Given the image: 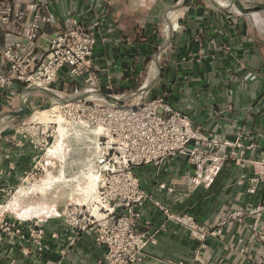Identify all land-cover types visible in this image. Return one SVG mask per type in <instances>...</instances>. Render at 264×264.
Listing matches in <instances>:
<instances>
[{"label":"crops","instance_id":"0c3cea01","mask_svg":"<svg viewBox=\"0 0 264 264\" xmlns=\"http://www.w3.org/2000/svg\"><path fill=\"white\" fill-rule=\"evenodd\" d=\"M16 2L26 11L22 22L0 17V217L21 231L0 229V264H101L105 252L89 235L71 238L65 191L39 190L38 197L21 183L47 152L32 136L41 126L16 120L14 112L47 93L7 81L1 51L6 42L26 40L37 14L50 18L42 22L39 50L59 30L83 24L95 35L92 67L103 90L164 95L204 134L234 142L241 133L248 149L245 167L228 159L214 178L183 156L138 169L153 198L191 216L200 230L166 218L148 201L139 228L154 241L136 264H264V182L253 180L264 161V13L243 14L228 0ZM222 142L221 151L232 149Z\"/></svg>","mask_w":264,"mask_h":264},{"label":"built area","instance_id":"2783aa9c","mask_svg":"<svg viewBox=\"0 0 264 264\" xmlns=\"http://www.w3.org/2000/svg\"><path fill=\"white\" fill-rule=\"evenodd\" d=\"M25 15V9L16 0H0L3 22H22ZM49 20V16L37 14L29 25L25 41L5 43L1 53L11 73L6 80L39 87L49 93L65 91L61 89L63 82L86 87L85 92L103 90L100 76L92 67L94 33L83 24L75 23L49 37L46 47L39 50L42 22ZM179 26V22L173 24L175 30ZM105 89L112 88L107 85ZM100 101L94 109L100 116L97 122L101 131L93 161L87 169V184L82 185L87 200L68 202L64 217L72 239L86 234L105 247L101 264H136L146 246L154 241L152 234L139 228L148 201L160 207L166 218L200 230L191 216L175 214L153 198L143 186L138 169L160 166L170 158L183 156L190 166L214 178L228 159L236 158L238 165L245 167L248 149L241 144V133L234 142H222L204 134L190 115L164 95L147 101L138 98L131 103L122 100L124 103L120 105ZM221 142L232 149L221 151ZM253 180L264 182V161ZM78 184L81 185L79 180ZM167 190L172 192L174 188ZM0 229L2 234L21 231L17 224L1 217ZM35 233L42 231L32 234ZM204 236L205 231H201V237Z\"/></svg>","mask_w":264,"mask_h":264},{"label":"rangeland","instance_id":"374dc122","mask_svg":"<svg viewBox=\"0 0 264 264\" xmlns=\"http://www.w3.org/2000/svg\"><path fill=\"white\" fill-rule=\"evenodd\" d=\"M85 88L82 87L75 92L61 90L47 92L44 101L34 104L26 114L15 118L16 120L33 121L37 123L36 126H41L33 129L32 136L39 139L38 143L42 144L47 155L44 154L43 159L38 160L35 167H31L32 172L27 176L26 181L21 182L32 193L37 191L38 197L41 194L39 190L46 192V190L52 189L55 194L65 191L66 205L71 200L77 202L87 200V194L83 191L82 185L87 184L85 180L87 169L93 161L96 139L101 131L99 122H97L100 120V116L94 108L102 101L98 99L97 95L96 97L91 96L94 92H88L90 96L73 101V103H63L62 101L85 92ZM138 89L133 88L123 93L107 94L117 97L126 96L121 101L126 100L130 103L137 101L138 98L144 101L151 98L146 92L138 91V94L135 95ZM122 103L124 102L119 101L113 104L120 105ZM63 104L66 106L57 107ZM78 180L81 183L80 186ZM90 199H92L91 196Z\"/></svg>","mask_w":264,"mask_h":264},{"label":"water","instance_id":"95a60500","mask_svg":"<svg viewBox=\"0 0 264 264\" xmlns=\"http://www.w3.org/2000/svg\"><path fill=\"white\" fill-rule=\"evenodd\" d=\"M228 2L231 4V6H235L243 14L264 13V0H228ZM29 89L31 91L47 93V91L39 87H30ZM100 94L104 99H111V97H113L111 94H107L103 90H100ZM136 94H138V91H136L135 95ZM88 96H90L88 92H82L78 94L77 96L68 98L66 100L63 99L62 101L64 103L73 102L76 100L87 98ZM119 101L121 102V99H119L116 102H119ZM29 109H30V104L27 101H25L24 107L21 108L19 111L14 112V114L16 116L21 117L22 115L26 114L29 111Z\"/></svg>","mask_w":264,"mask_h":264},{"label":"trees","instance_id":"16d2710c","mask_svg":"<svg viewBox=\"0 0 264 264\" xmlns=\"http://www.w3.org/2000/svg\"><path fill=\"white\" fill-rule=\"evenodd\" d=\"M154 50H158V47L156 46L155 48H154ZM164 70H166L165 68L163 69V71ZM81 87L80 86H78L76 83H65V82H63L62 84H61V89L62 90H67V91H69V92H75L76 90H78V89H80ZM104 91L106 92V93H113L111 90H105L104 89ZM116 93H123V91L122 92H116Z\"/></svg>","mask_w":264,"mask_h":264},{"label":"bare ground","instance_id":"6f19581e","mask_svg":"<svg viewBox=\"0 0 264 264\" xmlns=\"http://www.w3.org/2000/svg\"><path fill=\"white\" fill-rule=\"evenodd\" d=\"M89 92H90V91H89ZM91 92L96 93L97 96L99 97V98H98L99 100H103V101L110 102V103H114V102L118 101L119 99H123L124 97H126V96H121V97L113 96V97H111V99H104V98L101 96L99 90H94V91H91ZM63 103H64V102H63ZM50 176H51V174H50Z\"/></svg>","mask_w":264,"mask_h":264}]
</instances>
